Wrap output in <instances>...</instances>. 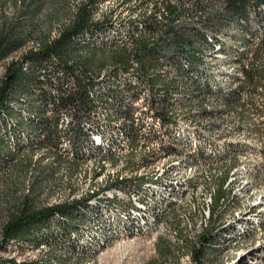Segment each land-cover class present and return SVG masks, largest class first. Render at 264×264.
<instances>
[{
  "label": "rangeland",
  "instance_id": "374dc122",
  "mask_svg": "<svg viewBox=\"0 0 264 264\" xmlns=\"http://www.w3.org/2000/svg\"><path fill=\"white\" fill-rule=\"evenodd\" d=\"M4 11L12 13L8 6ZM260 11L261 19L251 11L244 20V41L232 27L219 36L221 49L204 53L200 93L189 89L174 96L169 120L151 113L146 84L126 95L125 108L139 126L136 150L122 134L123 120L108 122L100 110L97 124L84 126L90 138L77 153L65 138L61 142V153L77 163L57 162L46 149H36L1 167L0 234L25 199L48 207L93 192L97 197L79 215L76 230L70 229L71 238L54 222L48 244L11 243L0 257L41 264H264V94L258 89L247 100L249 90L241 84L242 68H249L262 37ZM138 14L135 0H98L93 16L110 21L104 40L120 41ZM18 57L12 54L3 64ZM109 77L103 70L99 87ZM228 95L240 102L226 104ZM2 135L9 144L15 141L12 130ZM225 174L224 200L215 203ZM116 179L128 183L109 187Z\"/></svg>",
  "mask_w": 264,
  "mask_h": 264
},
{
  "label": "trees",
  "instance_id": "16d2710c",
  "mask_svg": "<svg viewBox=\"0 0 264 264\" xmlns=\"http://www.w3.org/2000/svg\"><path fill=\"white\" fill-rule=\"evenodd\" d=\"M96 1L71 5L69 0H0V169L36 149H46L57 162H76L61 153V142L65 138L77 153L82 140L90 138L84 126L97 121L100 110L108 122L123 120L122 134L136 150L139 126L129 106L125 108L126 95L146 84L152 91L151 113L169 120L174 96L189 89L200 93L197 79L204 53L221 49L218 38L232 27L244 41V20L251 11L260 18L264 8V0H135L139 14L119 41L104 40L110 21L94 19ZM6 6L11 15L5 13ZM262 27L252 63L242 68L247 100L258 89L264 94ZM29 43L33 46L26 48ZM16 53L18 58L3 64ZM103 70L110 74L106 88L99 87ZM170 70L172 76L165 72ZM238 101L228 95L225 103ZM11 130L16 138L9 144L2 132ZM102 143L100 138L97 146ZM227 174L218 181L215 203L224 200ZM122 183L128 182L116 179L109 187ZM96 195L48 207L23 200L1 228L0 252L11 243L33 248L48 244L55 234L54 222L65 238H71L70 229L76 230L79 215ZM209 237L202 239L205 245ZM0 264L41 263L0 257Z\"/></svg>",
  "mask_w": 264,
  "mask_h": 264
},
{
  "label": "bare ground",
  "instance_id": "6f19581e",
  "mask_svg": "<svg viewBox=\"0 0 264 264\" xmlns=\"http://www.w3.org/2000/svg\"><path fill=\"white\" fill-rule=\"evenodd\" d=\"M68 121H69V120H68L67 118L64 119V122H65V125H66V126H67V124H68ZM136 202H137V201H136ZM138 203H139V202H138ZM138 203H136V204L138 205Z\"/></svg>",
  "mask_w": 264,
  "mask_h": 264
},
{
  "label": "built area",
  "instance_id": "2783aa9c",
  "mask_svg": "<svg viewBox=\"0 0 264 264\" xmlns=\"http://www.w3.org/2000/svg\"><path fill=\"white\" fill-rule=\"evenodd\" d=\"M131 207V206H130Z\"/></svg>",
  "mask_w": 264,
  "mask_h": 264
}]
</instances>
